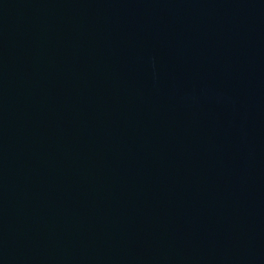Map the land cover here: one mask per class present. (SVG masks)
<instances>
[{
	"label": "water",
	"instance_id": "95a60500",
	"mask_svg": "<svg viewBox=\"0 0 264 264\" xmlns=\"http://www.w3.org/2000/svg\"><path fill=\"white\" fill-rule=\"evenodd\" d=\"M0 264H264V0H0Z\"/></svg>",
	"mask_w": 264,
	"mask_h": 264
}]
</instances>
